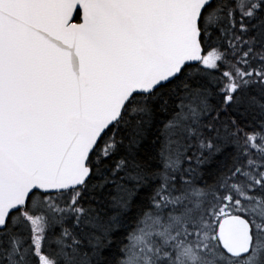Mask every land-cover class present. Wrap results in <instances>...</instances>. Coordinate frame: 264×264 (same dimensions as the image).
<instances>
[{
    "label": "snow or ice",
    "instance_id": "obj_1",
    "mask_svg": "<svg viewBox=\"0 0 264 264\" xmlns=\"http://www.w3.org/2000/svg\"><path fill=\"white\" fill-rule=\"evenodd\" d=\"M0 264H264V0H0Z\"/></svg>",
    "mask_w": 264,
    "mask_h": 264
}]
</instances>
